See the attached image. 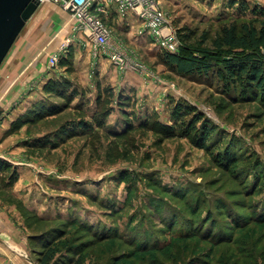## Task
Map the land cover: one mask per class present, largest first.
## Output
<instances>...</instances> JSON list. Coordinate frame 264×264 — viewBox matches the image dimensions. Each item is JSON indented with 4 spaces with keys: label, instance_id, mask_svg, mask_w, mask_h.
Returning <instances> with one entry per match:
<instances>
[{
    "label": "rangeland",
    "instance_id": "rangeland-1",
    "mask_svg": "<svg viewBox=\"0 0 264 264\" xmlns=\"http://www.w3.org/2000/svg\"><path fill=\"white\" fill-rule=\"evenodd\" d=\"M160 1L176 34L190 31L195 41L205 35L209 42L236 20L225 15L236 9L225 7L230 0ZM238 1L264 8V0ZM46 11L34 12L0 66V161L9 166L0 176V257L39 264L42 250L50 249L58 264H75L80 251L82 264H264V223L250 219L264 208V99L228 95L231 87L213 77L178 76L149 37L135 45L140 24L125 27L113 14L107 22L114 37L145 69L129 71L138 75V96L131 93L138 125L152 113L172 124L171 109L189 105L213 130L204 148L190 138L138 128L136 120L116 136L108 128L121 133L129 123L122 122L115 97L108 100L106 91H122L108 78L123 72L109 64L112 72L105 74L108 62L99 67L92 56L75 59L71 31L58 34V23ZM84 43L83 52L90 54L91 44ZM60 52L58 62L68 52L71 61L50 67L49 58ZM38 62L45 77L34 76ZM62 78L79 90L73 104L88 99L85 109L44 94L48 81ZM100 92L105 94L99 105L115 111L97 126L88 116ZM44 96V110L52 116L14 128ZM77 120H91L94 130H67L72 135L60 138L55 129ZM220 138L232 140L235 150L229 155L235 162L226 168L216 155L224 148L216 144ZM208 212L220 228L206 222ZM40 233L41 240H30Z\"/></svg>",
    "mask_w": 264,
    "mask_h": 264
},
{
    "label": "trees",
    "instance_id": "trees-1",
    "mask_svg": "<svg viewBox=\"0 0 264 264\" xmlns=\"http://www.w3.org/2000/svg\"><path fill=\"white\" fill-rule=\"evenodd\" d=\"M232 5H234L236 9L225 15L236 17V20L223 25L220 31H218L209 42L205 35H202L201 39L195 41L192 32L178 31L177 37L180 44L177 51L170 53L160 50L162 62L178 76L184 78H203L205 80L211 77L216 78L217 81H222L231 87V92H229L228 95H245L244 99H264V8L258 6L248 8L246 2L241 3L238 0H230V2L225 4V7H232ZM222 7L224 6L222 5ZM249 9H251L250 12L248 11ZM238 18H240L241 21H237ZM71 58L72 54L68 52L60 58L57 64L60 65L66 61H71ZM68 80L67 78H62L48 81L44 87V94L54 93L63 101H74L77 96L76 94L80 95L79 90H77L78 88L76 87H72ZM112 91L113 90L110 89L106 91L108 95H106L107 99L111 101L109 96L115 97L113 98L116 106L115 110H118L117 112L120 113L123 119L122 122L125 121L129 123L121 133H115L108 128V132L116 136H122L134 128V120H136L138 128H148L165 137L181 136L190 138L194 144L202 148H204L205 140L213 133V130L209 127L203 114L189 105L186 107L178 106L171 109L172 124L166 125L160 123L157 114L152 113L146 122L138 125V111L136 107L134 108L136 100L133 98L132 94L126 91H120L118 95H114ZM103 94L105 93L100 92L98 96H96L94 104L89 107V113L91 114H89L88 118H91L97 126L101 125L102 122L115 111L114 107L108 108L107 106V108H103V106L101 107V105H99L100 101H103ZM44 97L45 98L42 99L43 101L40 100L37 101V103H33L26 118L20 122L21 124L19 122L14 124V128L21 127L22 124L26 123L28 125L35 124L37 121L52 116L51 111L48 112L44 110L45 100L48 101L46 96ZM77 103L76 105L72 102L75 108L85 109L88 99L78 100ZM132 115L136 118L132 117ZM91 120H77L70 122L69 126H63L61 124L55 131L57 134H60V138L67 130H71V133L73 131H76L74 133H90L94 130V125ZM49 134L50 133L47 135ZM67 134L69 136L72 135L68 132ZM67 134L65 135L67 136ZM44 137L45 136L42 138ZM47 138L50 139V137ZM217 139L218 138H216V140ZM231 141L232 140L223 142V139L220 138L216 143L224 147L216 155L222 156V159L226 161L223 162L225 163V168L228 167V165L231 166L232 163L235 162H232L229 157L230 153L233 155L234 150H232L233 147L231 144L233 143ZM205 148L208 147L205 146ZM8 169L9 166L4 165V163L0 161V176H4ZM12 180L13 176H10L7 181L11 183L14 181ZM6 185L8 184L5 181V186ZM31 215V213L27 216L25 215L26 219L45 221L44 218L39 216L36 217V214ZM206 218V222L208 223L210 221L212 227L217 224L220 228L215 218L212 215L210 216V212H208ZM250 219L255 223H264V208L261 210L259 209V213L251 216ZM41 234L43 235L44 233L31 236L30 240H41ZM81 253L82 251L78 252L79 256L75 264H82ZM54 257L55 252L53 250L44 249L39 257V264H48L54 261L55 264H58V261H56Z\"/></svg>",
    "mask_w": 264,
    "mask_h": 264
},
{
    "label": "built area",
    "instance_id": "built-area-1",
    "mask_svg": "<svg viewBox=\"0 0 264 264\" xmlns=\"http://www.w3.org/2000/svg\"><path fill=\"white\" fill-rule=\"evenodd\" d=\"M38 6L51 4L66 12L71 21V35L82 38L93 46V60L105 57L120 72H144L143 65L134 60L129 48L120 38L114 37L108 20L113 14L121 19L132 17L140 24L139 35L149 37L160 49L174 53L180 44L167 16L163 13L160 0H37ZM69 41V40H68ZM65 42L59 51L65 49ZM86 44H84V47ZM48 60L50 67H56L58 56Z\"/></svg>",
    "mask_w": 264,
    "mask_h": 264
},
{
    "label": "crops",
    "instance_id": "crops-1",
    "mask_svg": "<svg viewBox=\"0 0 264 264\" xmlns=\"http://www.w3.org/2000/svg\"><path fill=\"white\" fill-rule=\"evenodd\" d=\"M161 3V1H160ZM43 10H47V16H49L51 19H53L54 21H56L59 25V29H58V34H60L62 31L66 30V31H71V27H72V21L69 17V15L64 12L63 10H61L59 7L51 5V4H43L38 6L36 12H42ZM124 22V26L127 27L129 26L130 28H137L138 27V21L134 20L131 17H128L126 19H122ZM65 22V23H64ZM137 25V26H135ZM140 26V25H139ZM135 35L133 36L134 39V43L137 46L138 45V39H140V41H142L143 39H146L147 36L142 35L138 38V30L137 33L134 31ZM84 40H82V38H77L74 42H73V53L75 54V59L77 58V60L81 61L82 59L84 60L83 56L87 55V60L89 59V56H91V53L87 54L86 52H83V48H87V46L84 47ZM60 45V43H59ZM58 45V46H59ZM87 45V44H86ZM90 51L93 50V46H91ZM58 47H55L52 51L56 53ZM87 50V49H86ZM105 62H108L107 66L105 65ZM99 67H102L103 65H105L107 67V69L104 66V71L105 74L108 72H112V70L108 71V65L110 64V62L103 57L100 58L97 62ZM103 68V67H102ZM45 69L42 67V64L39 65V62L37 63L36 67L33 65V73L34 76H38V75H43V77H45ZM116 76V75H115ZM110 81L114 80L115 84L117 86L120 87V90L122 91H126L128 93H136V96H138V75L134 74L133 72H129V71H125L123 73H121L120 75H118V77L114 76H110L108 78ZM29 100V97H28ZM25 103V102H24ZM2 111L3 108H1ZM0 264H23L22 258L17 257L15 255H10V256H4L3 258L0 257Z\"/></svg>",
    "mask_w": 264,
    "mask_h": 264
},
{
    "label": "water",
    "instance_id": "water-1",
    "mask_svg": "<svg viewBox=\"0 0 264 264\" xmlns=\"http://www.w3.org/2000/svg\"><path fill=\"white\" fill-rule=\"evenodd\" d=\"M37 8V0H0V66Z\"/></svg>",
    "mask_w": 264,
    "mask_h": 264
}]
</instances>
